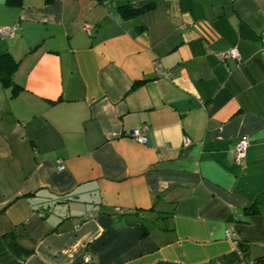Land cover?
<instances>
[{"label": "crops", "instance_id": "obj_1", "mask_svg": "<svg viewBox=\"0 0 264 264\" xmlns=\"http://www.w3.org/2000/svg\"><path fill=\"white\" fill-rule=\"evenodd\" d=\"M0 27V264H264V0H0Z\"/></svg>", "mask_w": 264, "mask_h": 264}, {"label": "built area", "instance_id": "obj_2", "mask_svg": "<svg viewBox=\"0 0 264 264\" xmlns=\"http://www.w3.org/2000/svg\"><path fill=\"white\" fill-rule=\"evenodd\" d=\"M90 24H87L84 26L85 30H90L91 29ZM5 36H10L13 37L14 36V28L12 27H0V40H2ZM258 52L259 54L264 57V32L261 33L260 35V45L258 48ZM220 58L221 59H227V58H232L235 60H239V53L235 48H229L226 51L220 53ZM155 71L157 72L158 75L162 76V77H168L169 76V72L165 71L163 69H161V64L159 63L158 60H154L153 62ZM148 127L146 125L142 126L141 128H136L133 129L129 136L139 142V143H145L147 141V137L145 135L142 134V131L146 130ZM189 144V139L187 137L183 138V145L186 146ZM249 144V138L245 135L239 137L237 139V141L234 144L233 147V159L235 161L236 164H240L243 159L245 158L246 155V149L248 147ZM60 169L63 168L62 165L59 166ZM123 212V211H121ZM226 236L228 239H232L233 235L231 234L230 231H227ZM86 261L88 260V257L84 258ZM216 264H225L223 262H217Z\"/></svg>", "mask_w": 264, "mask_h": 264}, {"label": "trees", "instance_id": "obj_3", "mask_svg": "<svg viewBox=\"0 0 264 264\" xmlns=\"http://www.w3.org/2000/svg\"><path fill=\"white\" fill-rule=\"evenodd\" d=\"M53 1V0H46ZM8 5L19 6L22 4V0H6ZM150 3H146L139 6L134 5H123L119 6L118 9L125 17L134 16L140 12H143ZM17 66V62L9 55V53H4L0 55V83L4 86H12V74ZM144 233L148 232V226L145 225ZM238 247H240L239 243H237Z\"/></svg>", "mask_w": 264, "mask_h": 264}]
</instances>
